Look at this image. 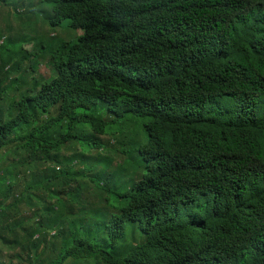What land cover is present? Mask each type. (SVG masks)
Segmentation results:
<instances>
[{"label":"trees","instance_id":"16d2710c","mask_svg":"<svg viewBox=\"0 0 264 264\" xmlns=\"http://www.w3.org/2000/svg\"><path fill=\"white\" fill-rule=\"evenodd\" d=\"M51 3L74 44L0 40V264H264V0ZM100 100L147 136L118 198Z\"/></svg>","mask_w":264,"mask_h":264},{"label":"rangeland","instance_id":"374dc122","mask_svg":"<svg viewBox=\"0 0 264 264\" xmlns=\"http://www.w3.org/2000/svg\"><path fill=\"white\" fill-rule=\"evenodd\" d=\"M6 1L5 6H0V18H3V15L8 16L9 18H7L3 24L0 23V40L7 39V44L9 43L10 38H12L17 44V47H20L21 45L26 46L30 41L36 42L37 40L40 41V39L45 38L46 40L56 41L57 43L67 42L72 45L77 40L75 37L78 34H81L71 28L70 22L65 20L62 26L57 29L56 38H53V27L50 22L52 15L54 14V3H51L52 0ZM63 48L64 46H61L55 50L62 51ZM8 49L10 51H14L16 46L9 45ZM55 57L58 59L59 55L56 54ZM40 71L45 77H50L52 74L48 68L43 66ZM102 103H104V101L100 100L98 113L110 121L108 126V131L110 132L109 136L103 135L102 138L105 140L110 138L112 136L111 134L116 135L117 133H119V135L122 134L125 138L123 150H121L120 146V152L115 143L109 144L106 153L103 154L105 157H102L103 160L100 165L101 167L109 170L107 174V181L114 188L113 193L118 192L115 196L118 198L119 195L130 192L133 187V182L137 181L138 178L140 180L142 175L145 173L144 162L142 161L141 154L137 151V148L130 143L132 141H136L139 142V146L145 144L147 142V136L142 119L131 115L124 118H118L116 113L110 112L106 105L101 107ZM110 115L117 117V119L115 121L111 120ZM92 135V132H88L89 137H92ZM117 137L118 136H115V138ZM79 141L80 137L73 138L70 144L67 145L66 149H64V153L69 156L76 153L77 151L75 148L77 147L80 149L78 144ZM68 147L70 151H67ZM85 152L88 153L89 151L85 149ZM119 166H130L132 168L133 176L123 170L116 173ZM111 200L112 204L121 207V199L116 202H114L112 198ZM132 231L134 230L132 229Z\"/></svg>","mask_w":264,"mask_h":264}]
</instances>
